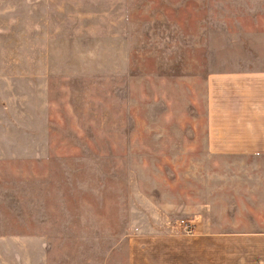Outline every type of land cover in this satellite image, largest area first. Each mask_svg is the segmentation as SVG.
<instances>
[{"label": "rangeland", "instance_id": "obj_1", "mask_svg": "<svg viewBox=\"0 0 264 264\" xmlns=\"http://www.w3.org/2000/svg\"><path fill=\"white\" fill-rule=\"evenodd\" d=\"M262 50L264 0H0V264H127L132 235L250 220L260 161L208 153L206 77Z\"/></svg>", "mask_w": 264, "mask_h": 264}, {"label": "crops", "instance_id": "obj_2", "mask_svg": "<svg viewBox=\"0 0 264 264\" xmlns=\"http://www.w3.org/2000/svg\"><path fill=\"white\" fill-rule=\"evenodd\" d=\"M206 148L224 158L260 161L252 173L243 170L245 180H253L254 196L230 214L250 220L227 230H207L197 223L190 234L176 228L132 235L127 264H264V67L208 73ZM37 247L46 254L44 245Z\"/></svg>", "mask_w": 264, "mask_h": 264}, {"label": "built area", "instance_id": "obj_3", "mask_svg": "<svg viewBox=\"0 0 264 264\" xmlns=\"http://www.w3.org/2000/svg\"><path fill=\"white\" fill-rule=\"evenodd\" d=\"M177 228L184 233L190 234L195 232L196 224L194 222L181 220L179 221Z\"/></svg>", "mask_w": 264, "mask_h": 264}]
</instances>
